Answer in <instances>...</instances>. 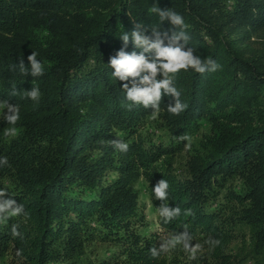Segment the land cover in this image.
I'll return each mask as SVG.
<instances>
[{"label":"trees","instance_id":"16d2710c","mask_svg":"<svg viewBox=\"0 0 264 264\" xmlns=\"http://www.w3.org/2000/svg\"><path fill=\"white\" fill-rule=\"evenodd\" d=\"M155 3L183 16L185 50L221 67L181 70L174 86L186 110L170 114L165 96L153 118L129 109L108 64L134 22L152 35ZM160 30L179 31L168 21ZM124 50L140 52L131 40ZM32 51L42 76L19 71ZM32 86L38 102L25 95ZM2 100L20 120L5 137L0 109V190L26 215L0 222V264H264V0H0ZM161 179L169 207L181 209L167 223L158 215L162 232L139 203L142 183L157 211ZM185 230L202 246L196 259L182 247L151 255Z\"/></svg>","mask_w":264,"mask_h":264},{"label":"clouds","instance_id":"9594fccd","mask_svg":"<svg viewBox=\"0 0 264 264\" xmlns=\"http://www.w3.org/2000/svg\"><path fill=\"white\" fill-rule=\"evenodd\" d=\"M150 13L158 18V22L151 26L152 35L144 34V25L135 23L133 30L123 32L120 39L124 47L121 48L115 56L110 57L109 66L113 69L112 75L118 81L124 82L122 89L125 91V99L131 102L128 107L133 105H142L145 109L152 110V117L155 118L159 111L162 100L165 96L171 97L174 103L167 106V111L172 115H180L187 108V105L180 99L181 92L174 86V80L177 74L183 70H194L197 73L215 72L220 69V65L208 57L206 60L194 54L192 48H187L190 37L186 34L185 29L188 25L182 15L171 8H161L158 4H153ZM168 21L174 29L179 31L161 32L162 24ZM146 31V29H145ZM133 43L140 52L133 51L128 53L124 50L129 44ZM167 40V43H165ZM37 53L32 51L27 57L30 67H26L24 59L21 58L18 63L19 71L25 76L39 77L44 74L42 63L37 59ZM17 65H13L15 69ZM162 77V78H158ZM25 95L33 102H38L41 92L38 87L32 86L30 91H24ZM11 95H17V87L13 85ZM0 109L4 110V119L9 125L4 131L5 137H15L17 128L15 125L20 120V109L16 104L9 103L8 100L0 101ZM5 110H7L5 112ZM181 140H189L187 134L180 136ZM112 145L121 152H127L129 145L122 140L115 139L111 141ZM7 157L0 158V165H7ZM169 184L165 179L157 182L152 189L153 195L162 203L157 208L160 218L167 223L181 214L179 207H169L166 202L168 199ZM7 192L0 190V222H5L13 217L26 215L24 206L16 202L15 199H5ZM187 214H190V210ZM11 232L13 236H21L17 225H12ZM22 238V237H21ZM193 237L187 231L174 234L164 239L159 248L153 247L149 251L156 258L161 253H168L177 247H182L189 254V259H196L198 252L201 250L199 243L193 244ZM206 243L212 246L219 244L218 240L209 238ZM17 256L22 255L17 250Z\"/></svg>","mask_w":264,"mask_h":264},{"label":"rangeland","instance_id":"374dc122","mask_svg":"<svg viewBox=\"0 0 264 264\" xmlns=\"http://www.w3.org/2000/svg\"><path fill=\"white\" fill-rule=\"evenodd\" d=\"M256 43L257 42H255L254 38H252L250 40V46L251 47L257 46ZM207 129L208 128H206V130ZM139 188L142 189L139 203H140L141 207L143 208V210H144L145 214L147 215L148 220L150 222L149 229L153 230V231L154 230H159V231L162 232L161 226H160L159 220H158L157 211L154 209L153 203H152L151 199L149 198L148 194H146V191H145L144 186L142 185V183L139 185Z\"/></svg>","mask_w":264,"mask_h":264}]
</instances>
